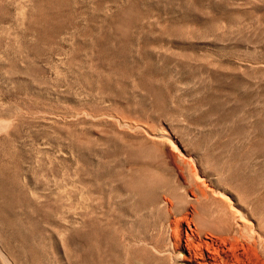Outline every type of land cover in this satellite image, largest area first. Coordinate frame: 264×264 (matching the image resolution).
<instances>
[{"label":"rangeland","instance_id":"1","mask_svg":"<svg viewBox=\"0 0 264 264\" xmlns=\"http://www.w3.org/2000/svg\"><path fill=\"white\" fill-rule=\"evenodd\" d=\"M0 192V264L264 230V0H0Z\"/></svg>","mask_w":264,"mask_h":264},{"label":"bare ground","instance_id":"2","mask_svg":"<svg viewBox=\"0 0 264 264\" xmlns=\"http://www.w3.org/2000/svg\"><path fill=\"white\" fill-rule=\"evenodd\" d=\"M161 137H163V136H161ZM197 183H198V181H197ZM32 192H33V190H32ZM201 194H203V193H201ZM46 206L48 208H49V206L52 207L51 210L53 211V216H54V212H55V215H60V212L63 209L58 204H55V202L49 203ZM51 210H49L47 208L43 209V219L45 221H46L48 215H51V213H52ZM224 212H225V210H224ZM224 212H223V215L225 214ZM227 214H229V213H227ZM234 215L235 216L232 215L233 216L232 218L234 220L235 230H233L231 233L228 232L227 235L219 236L217 238L218 241H216V242H212L211 240L208 241V240L202 239L200 237H197V239H195L196 237L192 233L186 232L184 237H183V235H176L174 237L175 239H174V241H172L173 242L172 247L162 249V248L157 247L154 244V245H152L151 248H153L156 251L167 252L170 259L171 258L178 259V260H181L182 262H184L186 264H264V251H263L264 247H263V249H260L259 246H261V245L258 246L259 242L262 240L260 237H262V235H264V230H261L262 225L259 228L255 225L256 231H254L253 226L250 225L251 223L248 224L247 222H245V220L242 221V219H240V217H239L240 215L239 216L237 214H234ZM253 215H255V214H253ZM227 216H229V215H227ZM87 217H88V215H87ZM226 218H228V217H226ZM224 219H225V217H224ZM16 220L18 221V219L9 220V224L14 226L15 235L18 237H21L24 234H23L22 230L20 229L21 227H19V224ZM91 222L92 221L89 220L88 223L90 224ZM226 229L229 231L228 226L226 227ZM195 234H198V230H196ZM85 236H86V234H82L80 239L84 240ZM143 239H144V237H143ZM26 241H27V237H26ZM162 247H163V245H162ZM33 250L34 249L32 248V246L25 243L23 249L20 252H18V254L16 253L15 256L21 257L23 255L25 256L28 253L32 254ZM184 250L186 251V254L182 253V251H184ZM235 250H237L238 253L235 252ZM89 256H90V254H89ZM149 256H152V255L149 254ZM148 257H146V258H148ZM148 259H146V260H148ZM150 259L148 260V262L144 261L145 262L144 264H152L149 262ZM153 259H151V260H153ZM172 260H171V262H172ZM85 264H91V263L86 262ZM157 264H158V262H157ZM173 264H174V261H173Z\"/></svg>","mask_w":264,"mask_h":264}]
</instances>
